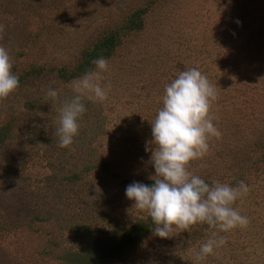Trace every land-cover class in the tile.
Returning a JSON list of instances; mask_svg holds the SVG:
<instances>
[{
	"label": "rangeland",
	"instance_id": "rangeland-1",
	"mask_svg": "<svg viewBox=\"0 0 264 264\" xmlns=\"http://www.w3.org/2000/svg\"><path fill=\"white\" fill-rule=\"evenodd\" d=\"M138 9L143 27L123 37L102 73L107 98L84 101L78 135L59 147V109L82 76L66 81L58 70L73 69ZM0 46L19 77L0 98V126L10 127L0 142V264H73L66 253L81 245L73 226L109 232L111 242L147 218L125 188L153 183L150 122L165 85L193 67L216 89L210 116L221 136L188 170L210 185L244 181L249 192L232 206L249 224L220 233L226 244L203 260L196 252L214 229L194 224L101 264H264V0H0Z\"/></svg>",
	"mask_w": 264,
	"mask_h": 264
},
{
	"label": "clouds",
	"instance_id": "clouds-1",
	"mask_svg": "<svg viewBox=\"0 0 264 264\" xmlns=\"http://www.w3.org/2000/svg\"><path fill=\"white\" fill-rule=\"evenodd\" d=\"M92 63L95 70L74 81V95L59 109L56 135L61 148L72 145L78 135L79 120L86 111L84 101L102 102L107 98L110 85L102 87L100 80L108 70V60L98 57ZM12 67L9 50L0 46V98L8 97L19 86V77L11 71ZM46 95L55 101L59 92L50 87ZM215 99L214 85L195 67L179 72L166 84L162 107L150 122L151 139L145 142L144 149L150 153L153 183L133 181L125 188V197L133 201L138 211L148 214L155 225L153 231L160 238H169L174 227L180 232L188 231L194 224H207L214 229L196 252L199 260L226 244L220 233L249 224L248 217L232 206L249 192L244 181L236 186L219 181L210 185L187 167L191 160L208 153L211 137L221 136L210 116Z\"/></svg>",
	"mask_w": 264,
	"mask_h": 264
},
{
	"label": "trees",
	"instance_id": "trees-1",
	"mask_svg": "<svg viewBox=\"0 0 264 264\" xmlns=\"http://www.w3.org/2000/svg\"><path fill=\"white\" fill-rule=\"evenodd\" d=\"M145 12L146 9H138L127 19L123 27L103 35L91 47L83 51L73 69L61 67L57 72L58 77L66 81L75 79L95 68L92 63L94 59L98 57L110 58L127 33L143 27ZM33 70L32 72L35 73L36 70ZM9 135L10 127L7 124L0 126V142H4ZM154 228L155 225L149 216L139 218L131 221L116 240L112 238V241L108 242L105 234L109 232L94 230L87 224L75 225L72 230L78 235L81 245L76 251L67 252L66 259L73 264H101L107 260L122 258L134 251L141 240L154 234Z\"/></svg>",
	"mask_w": 264,
	"mask_h": 264
}]
</instances>
